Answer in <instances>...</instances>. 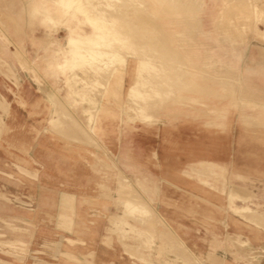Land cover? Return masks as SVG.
Here are the masks:
<instances>
[{"label": "rangeland", "instance_id": "obj_1", "mask_svg": "<svg viewBox=\"0 0 264 264\" xmlns=\"http://www.w3.org/2000/svg\"><path fill=\"white\" fill-rule=\"evenodd\" d=\"M89 1L119 40L60 70L70 30L91 25L59 0H0V96L51 99L49 129L117 214L106 264H264V0ZM13 245L0 264H30Z\"/></svg>", "mask_w": 264, "mask_h": 264}, {"label": "crops", "instance_id": "obj_2", "mask_svg": "<svg viewBox=\"0 0 264 264\" xmlns=\"http://www.w3.org/2000/svg\"><path fill=\"white\" fill-rule=\"evenodd\" d=\"M50 100L32 89L0 96V254L25 244L34 255L30 264H106L116 247L117 214L96 208L101 180L85 171L78 147L49 129Z\"/></svg>", "mask_w": 264, "mask_h": 264}, {"label": "bare ground", "instance_id": "obj_3", "mask_svg": "<svg viewBox=\"0 0 264 264\" xmlns=\"http://www.w3.org/2000/svg\"><path fill=\"white\" fill-rule=\"evenodd\" d=\"M59 1H61L63 4H65V5H70V6H74V8L76 9V11L78 12V13H80L83 17H84V19H85V21H87L90 25H91V28H92V30H91V32L90 33H84V34H82V35H80V34H78L77 32H75V29H69L70 30V32H69V36H68V39H67V42L69 43V50L67 51V53H65L64 54V57H63V59L57 64V68H59L60 70H62L61 68H62V65L63 64H68V65H74V63H75V65H77V64H79V63H77L76 64V62H79V60H81V58L82 57H91L92 55L88 52L89 51V49L90 48H92V46H99V45H109L111 42H112V39L111 38H109L108 37V35L111 33L110 32V30H109V28H107L106 27V23H105V21H106V19H104V14L106 15V13H100V12H97V11H99V9H96L94 6L95 5H91L90 6V1L89 0H59ZM102 1V0H101ZM117 1H119V0H117ZM116 1V2H117ZM112 2V1H111ZM101 4H102V2H100ZM104 3H106V2H104ZM134 3V2H133ZM105 5V4H104ZM107 6V5H106ZM110 6V5H109ZM101 7V6H100ZM137 7V6H136ZM140 8V7H139ZM105 9V8H104ZM101 10V9H100ZM103 11V10H102ZM136 11H137V9H136ZM256 11V10H255ZM51 15V14H50ZM107 15H110V14H107ZM48 16V15H47ZM115 16V15H114ZM140 17H141V15H139ZM49 17V16H48ZM51 17V16H50ZM132 17V16H131ZM105 18H106V16H105ZM119 18H121V20H122V17H119ZM147 18V17H146ZM124 19V18H123ZM138 19H140L139 17H138ZM143 19V18H142ZM141 19V20H142ZM51 20H53V19H51ZM125 20V19H124ZM124 20H122V21H124ZM78 21V20H77ZM109 21V20H108ZM259 21V20H258ZM112 22H114L113 20H112ZM133 22V21H132ZM123 23V22H122ZM117 24V23H116ZM89 26V25H88ZM110 26V25H109ZM111 27V26H110ZM115 27V26H114ZM116 28V27H115ZM113 29V28H112ZM127 29L128 28H126V31H127ZM122 30V29H121ZM136 30V29H135ZM138 30V29H137ZM111 31H113V30H111ZM116 31V30H115ZM153 31V30H152ZM137 32V31H136ZM144 33H145V31H143ZM121 33V32H120ZM133 33V32H132ZM141 33V32H140ZM112 34V33H111ZM142 34V33H141ZM128 35V34H127ZM130 35V34H129ZM110 36V35H109ZM149 37V36H148ZM147 37V38H148ZM152 37V36H151ZM154 38V37H153ZM153 38H150V39H153ZM113 40H119V39H117V38H114ZM145 40V39H144ZM152 41V43L151 44H153L155 41H153V40H151ZM139 42V41H138ZM137 42V43H138ZM148 43V42H147ZM144 44V43H143ZM111 45V44H110ZM141 45V44H140ZM154 45V44H153ZM157 46V45H156ZM142 47V46H141ZM153 49H155L154 47H152ZM158 48V47H157ZM81 49H83V50H85V51H79V50H81ZM101 49V48H100ZM136 49V48H135ZM103 50V49H102ZM105 50H106V48H105ZM157 50V49H156ZM106 51H108V50H106ZM129 51V50H128ZM127 51V52H128ZM153 51V50H152ZM152 51H151V53H152ZM148 52L150 53V50H148ZM156 52V51H155ZM85 53V54H84ZM89 53V54H88ZM105 53V52H104ZM146 53V52H145ZM158 53V52H157ZM106 54V53H105ZM142 54V53H141ZM160 55H161V53H159ZM103 55V54H102ZM114 55V54H113ZM143 55H145V54H143ZM163 55V54H162ZM161 55V56H162ZM165 55V54H164ZM96 56V55H95ZM150 56V55H149ZM93 57V56H92ZM91 57V58H92ZM113 57V56H112ZM163 57V56H162ZM165 57V56H164ZM163 57V58H164ZM90 58V59H91ZM83 59H85L84 60V62L86 61V58H83ZM83 59L81 60V62L83 61ZM159 59V58H158ZM165 59V58H164ZM166 59H168V58H166ZM87 60H89V58L87 59ZM93 60H94V58H93ZM92 60V61H93ZM92 61L90 60L89 62L90 63H92ZM120 61V60H119ZM157 61V60H156ZM162 61V60H161ZM83 62V63H84ZM95 61H93V63H94ZM138 62L139 61H132L131 62V65L134 67L135 65H137L138 64ZM148 62V61H147ZM88 63V62H87ZM90 63H89V65H90ZM92 63V64H93ZM96 63V62H95ZM163 63V62H162ZM92 64H91V66H92ZM147 64V63H146ZM150 64V63H149ZM165 64V63H164ZM167 64V63H166ZM96 65V64H95ZM158 65H160V64H158ZM90 66V67H91ZM93 66H94V64H93ZM92 66V67H93ZM112 66V65H111ZM141 67L142 66H145L143 63H141V65H140ZM148 66V65H147ZM147 66H145V67H147ZM153 66V65H152ZM151 66V67H152ZM87 67V66H86ZM89 67V66H88ZM95 67V66H94ZM144 67V68H145ZM149 67V66H148ZM160 67V66H159ZM96 68V67H95ZM143 68V69H144ZM82 69V68H81ZM90 69V68H89ZM92 69H94V68H92ZM107 69V68H106ZM110 69V68H109ZM148 70V69H147ZM180 70V69H179ZM89 72V71H88ZM143 72V71H142ZM116 73V72H115ZM62 75H63V73H62ZM72 76V75H71ZM134 77V75H131L130 77ZM138 76H140V74L138 75ZM70 77V76H69ZM200 78V77H199ZM67 79H69V78H67ZM79 79V78H78ZM143 80V79H142ZM156 80V79H155ZM144 81V80H143ZM71 82V81H70ZM79 82V81H78ZM136 82V81H135ZM142 82V81H141ZM149 82V81H148ZM169 82V81H168ZM115 83V82H114ZM133 83V82H132ZM79 84H80V82H79ZM136 84V83H135ZM139 84V83H138ZM142 84V83H141ZM160 84V83H159ZM86 85V84H85ZM144 85V84H143ZM71 86V85H70ZM74 87V86H73ZM148 87V86H147ZM202 87V86H201ZM71 88H72V86H71ZM81 88V87H80ZM83 88H84V86H83ZM73 90V89H72ZM86 90V89H85ZM84 90V91H85ZM216 90V89H215ZM80 91V90H79ZM83 91V90H82ZM138 91V90H137ZM143 91V90H142ZM72 93V92H71ZM74 93V92H73ZM72 93V94H73ZM77 93V92H76ZM136 93V92H135ZM86 94V93H85ZM137 94V93H136ZM141 94V93H140ZM80 95V94H79ZM86 96H88V95H86ZM150 96V95H149ZM89 97V96H88ZM135 97H136V95H135ZM167 97V96H166ZM164 98V97H163ZM167 99V98H166ZM89 100H91V102H92V98L90 99L89 98ZM161 100V99H160ZM164 100V99H163ZM88 101V100H87ZM86 102V101H85ZM142 102V101H141ZM148 102V101H147ZM90 103V102H89ZM93 103V102H92ZM95 103V102H94ZM142 104V103H141ZM136 106H138V105H136ZM145 106V105H144ZM135 107V106H134ZM135 108H137V107H135ZM134 108V109H135ZM143 109H145V108H143ZM108 110V109H107ZM107 110H105V111H107ZM196 110V109H195ZM87 111V110H86ZM89 111V110H88ZM141 111V110H140ZM147 111V110H146ZM199 111V110H198ZM83 112V111H82ZM108 112V111H107ZM111 112V111H110ZM104 113V112H103ZM143 113H144V111H143ZM108 114V113H107ZM139 115V114H138ZM143 115V114H142ZM147 115V114H146ZM88 116H90V115H88ZM92 116V115H91ZM141 116V115H140ZM145 116V115H144ZM144 116H143V118H144ZM106 117H108V116H106ZM105 117V118H106ZM57 118V117H56ZM113 118V117H112ZM199 118V117H198ZM201 118V117H200ZM89 120V119H88ZM143 120V119H142ZM90 122V121H89ZM100 122V121H99ZM56 124H58V123H56ZM101 125V124H100ZM102 126V125H101ZM105 128H107V127H105ZM60 129V128H59ZM220 131V130H219ZM222 133V132H221ZM250 138H247V137H244V139H243V142H242V144H241V149H242V151H249L248 149H247V146L249 145V143H250ZM225 145V144H224ZM176 157V156H175ZM163 167H164V169H163V174H164V176L165 177H167V178H170V179H176V176L177 175H175L176 173H174V171H176V169H175V166H174V164H173V162L172 161H167V160H165L164 161V164H163ZM238 167L240 168V169H242V170H245V168L241 165V164H238ZM161 173V172H160ZM198 176V175H197ZM138 178H139V176H137ZM33 178V177H32ZM181 178V177H180ZM142 180L148 185V188H149V192H150V194H153V189H152V186H151V184H149L148 182H146L145 180H144V177H142ZM196 180H198V179H196ZM203 182V181H202ZM204 183V182H203ZM216 187V186H215ZM201 192V191H200ZM128 193H129V191H128ZM238 195H235V194H232V191H231V194L229 195V201H234V199L237 197ZM128 200V199H127ZM128 202V201H127ZM195 207V206H194ZM130 208V207H129ZM198 208V207H197ZM200 208V207H199ZM230 208V207H229ZM245 213V212H244ZM261 222V221H260ZM171 247V246H170ZM182 253H183V251H182Z\"/></svg>", "mask_w": 264, "mask_h": 264}]
</instances>
